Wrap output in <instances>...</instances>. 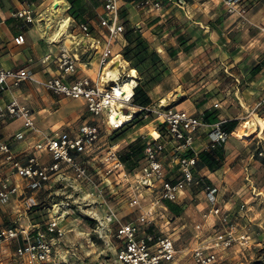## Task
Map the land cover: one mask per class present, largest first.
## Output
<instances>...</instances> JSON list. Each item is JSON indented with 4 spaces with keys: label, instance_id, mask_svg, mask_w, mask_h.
Listing matches in <instances>:
<instances>
[{
    "label": "built area",
    "instance_id": "1",
    "mask_svg": "<svg viewBox=\"0 0 264 264\" xmlns=\"http://www.w3.org/2000/svg\"><path fill=\"white\" fill-rule=\"evenodd\" d=\"M100 1L103 8L100 24L105 31L103 41L89 37L88 24L82 22L77 25L82 34L90 38L89 48L99 56L100 75L97 80L79 75V58L62 45L60 53L53 60L58 74L42 81L36 80L25 68L6 69L0 64V99L6 92L19 87L23 82L31 81L56 96L83 99L87 112L93 117L101 116L105 111L112 109V102L115 105L133 104V95L127 100L114 98L113 86L106 87L102 82L106 68L113 63V44L123 36L124 27L118 17L120 0ZM221 3L226 14L234 15L242 22L247 21L246 0H221ZM137 7L158 11L161 9V2L137 0ZM35 16L34 10L27 4L11 14L12 18L22 19L27 23H32ZM24 39V36L19 34L13 41L16 45H21ZM50 61L51 56H45L42 63ZM125 76L128 78L129 72ZM104 78L116 84V80L109 76ZM134 80L136 81V76ZM136 86L137 81L133 94ZM162 105L160 102L153 106L139 107L143 118L155 116L162 121V132L166 138L158 140V136L145 144L140 172L133 174L129 171L114 149L115 146L111 145L101 152L103 156L99 161L103 164V169L94 173L86 163L89 159H96V152L100 149L96 147L99 141L96 125L84 123L75 130H42L37 126L33 111L18 103L16 98H12L0 111V120L21 119L22 129L15 132L11 138L13 142L28 144L20 153H16L11 144L0 139V205L9 206L16 202L22 207L23 213L30 212L37 205L38 193L52 186L75 189V182L85 184L101 194L102 188L99 187L103 182H97L95 177L103 173L110 176L115 184L127 185L129 204L132 206L139 204L138 193L145 188L155 189L159 200L171 203H179L184 199L187 189L199 188L210 206V213L219 214L217 187L206 185L203 178L194 174V169L197 167L200 151L221 149L227 143L229 133L223 129V124L228 120L209 123L205 121L204 113ZM212 108L220 109L221 102L215 101ZM199 138H204L203 145H197ZM166 147H169L170 152ZM263 154L262 151L258 152L259 157ZM166 165L173 169V175L170 177ZM4 171L7 173H3ZM68 174H71L73 181H70ZM133 176L135 178H132ZM57 206L59 207L52 210L50 218L42 228L39 224H32L30 228H18L13 225L1 227L0 246L21 240L14 250V257L21 264H67L64 256L59 254L57 244L66 235L62 222L71 213L70 209H67L68 203L56 204L54 207ZM90 213L91 219L98 222L97 229L103 227L95 212ZM221 221L225 223L226 217L221 218ZM105 222L116 224L112 264H179L177 249L169 236H155L151 232L140 234L138 226L120 222L113 212L105 215ZM234 231L235 228L231 225L226 232V238L219 234L208 245L195 247L192 251V263L215 264L217 250L230 246L234 240ZM239 238L244 239V236L240 235Z\"/></svg>",
    "mask_w": 264,
    "mask_h": 264
},
{
    "label": "crops",
    "instance_id": "2",
    "mask_svg": "<svg viewBox=\"0 0 264 264\" xmlns=\"http://www.w3.org/2000/svg\"><path fill=\"white\" fill-rule=\"evenodd\" d=\"M151 1L161 2V9L138 8L137 0H120L118 5V17L124 34L129 31L139 33L147 47L146 57L149 58L151 52L156 56L157 63L151 70H162V74L166 75L162 83L149 89L150 103L147 106H152L164 93L181 89L188 94L190 90L200 91L207 85L212 91L206 94L205 102L191 99L189 95L177 107H188L190 112L194 108V112L204 113L206 122L213 123L224 119L227 122L236 121L241 117L240 111L246 107L255 108L264 102V0H246L245 22L226 14L221 0ZM50 3L51 0H0V64L6 69L25 68L36 80L42 81L58 74L53 60L64 45L79 58V75L97 80L100 75L99 56L89 48V39L102 42L105 36L100 24L103 14L101 1L82 0V4L92 5L93 12L97 14L94 19L82 20L90 26V38L79 30L77 25L82 22L70 16L72 5L68 0V7L60 16L61 19L68 17L62 28L55 17L50 20L45 18ZM26 4L36 15L32 23L11 17L15 10ZM19 34L24 36V43L16 45L13 39ZM124 34L113 44L114 59L108 68L118 66L123 71L124 63L127 64L122 56L123 50L136 45L135 42L126 41ZM45 56H51V61L43 64ZM131 70L136 71L127 69ZM12 98L32 109L37 126L42 130L63 125L69 128L61 129L74 130L86 123L84 113L87 110L83 102L56 96L31 81L6 92L0 99V111ZM215 101L221 102L220 109L212 108ZM22 127L21 119L0 120V139L11 144L16 153H20L28 144L12 141L11 137ZM198 140L197 145L204 144V138ZM256 159L264 164V160ZM204 170V167L197 166L194 174L206 175L201 174ZM1 208L6 213H12L0 205Z\"/></svg>",
    "mask_w": 264,
    "mask_h": 264
},
{
    "label": "rangeland",
    "instance_id": "3",
    "mask_svg": "<svg viewBox=\"0 0 264 264\" xmlns=\"http://www.w3.org/2000/svg\"><path fill=\"white\" fill-rule=\"evenodd\" d=\"M82 5L85 6L81 15L84 20L97 17L89 5ZM116 49L118 50V47ZM125 61L127 64L124 63L121 67L126 71L129 68L133 69L131 66L135 62L134 58L130 56L129 60L125 59ZM148 64L145 63L140 70L135 71L137 84L147 96L153 85L162 83L166 78L162 70L158 71L159 74L151 69L145 72ZM109 69L107 67L102 76V82L106 87L114 85L104 78L108 76ZM126 73L128 71L120 73L117 82L127 78ZM109 78H111L110 75ZM211 91V87L207 85L200 91L190 90L188 94L181 89L171 93L159 91L164 95L153 105L161 102L163 107L180 109L181 107L177 105L185 101L186 96L190 95L191 99L205 102L206 94ZM151 96H154V92ZM67 99L83 102L86 108L83 99ZM133 107V122L120 129L108 123L107 111L96 117L90 116L87 111L84 113L85 122L96 125L99 130V141L96 147L100 149L96 152L97 158L89 159L86 163L91 172L95 173L96 170L103 169V164L99 161L103 156L101 152L105 147L114 145L121 159L126 161L129 167L127 169L133 174H138L142 166L145 144L157 139L158 136V140L166 139L162 132L163 128L160 127L162 121L159 118L155 116L143 118L142 113H139V107L136 105ZM187 108L182 109L191 110ZM239 114L241 117L236 120V129L230 135L225 148L221 149L222 158L217 167L213 170L204 167L205 170L201 174L206 175H198L203 178L206 185H214L218 189L217 206L220 212L217 215L210 213V206L199 188L187 189L184 199L179 203L159 200L155 189L145 188L138 193L139 204L132 206L129 204L127 185H117L110 176L102 173L95 177L97 182H103L99 187V189L102 188L101 194L79 182L73 183L75 189L52 186L37 194V205L30 212L23 213L22 207L20 208L16 202L3 206L12 213H6L3 208L0 209V228L9 225L30 228L32 224H39L42 228L50 218L52 210L59 207H54L56 204L68 203L67 209H70L71 215L62 222L66 235L57 244L58 252L62 257L64 256L67 264L113 263L115 246L113 234L116 222H108L103 228L105 234L101 235L97 229L98 222L90 217V212L94 209L102 210L105 215L113 212L120 222L138 226L140 234L151 232L155 236H169L177 249L178 263L193 264L192 251L195 247L208 245L219 234L226 238V232L233 225L234 240L226 249L217 250L215 264H264V164L256 159L264 160V154L262 157L258 156V152L264 153L262 139L264 137V102L255 108L246 107ZM247 121L251 124L249 136L243 137L239 131L243 123ZM58 128L69 127L64 125L54 127V129ZM166 148L170 152L169 147ZM166 170L168 176H172L173 171L170 174L169 171L173 169L166 165ZM68 178L73 181L71 174H68ZM100 195L102 196L99 197ZM157 200H159L158 203H156ZM223 217L227 219L225 223L221 221ZM240 235H243L244 239H240ZM20 242L21 240H16L8 245L0 246V264H19L17 260L14 261L13 252Z\"/></svg>",
    "mask_w": 264,
    "mask_h": 264
},
{
    "label": "trees",
    "instance_id": "4",
    "mask_svg": "<svg viewBox=\"0 0 264 264\" xmlns=\"http://www.w3.org/2000/svg\"><path fill=\"white\" fill-rule=\"evenodd\" d=\"M68 2L72 5L69 13L70 16L76 20H79L82 22L84 20L82 18V11L85 8V6L82 5V0H68ZM92 9V5H90ZM85 21V20H84ZM124 38L129 43L135 42L136 45L134 48L129 49V47H125L123 50V58L126 60H129V57L134 58L135 62L131 66V68L140 70L141 66L145 63H149L148 67L145 69V72L149 71L153 66L156 65L157 60L154 58L156 57L154 53H149L150 57H146L147 47L144 45V43L141 40V37L139 33H133L132 31L127 32L124 34ZM159 74V72L157 73ZM150 103V100L148 96L144 93L143 89L139 87V84L134 89L133 94V105H136L138 107H146ZM212 115V114H211ZM134 119H132L131 122L125 124V126L131 124ZM206 120V118H205ZM236 121H229L223 124V129L230 134V132L234 131V128L236 127ZM123 127V126H122ZM121 127V128H122ZM162 127V124L161 126ZM120 129V128H119ZM222 158V152L221 149H215V150H202L198 154V163L197 166L201 167H209L210 169H215L220 162ZM121 159V157H120ZM125 165L126 168H129L126 164V161L124 159H121Z\"/></svg>",
    "mask_w": 264,
    "mask_h": 264
},
{
    "label": "bare ground",
    "instance_id": "5",
    "mask_svg": "<svg viewBox=\"0 0 264 264\" xmlns=\"http://www.w3.org/2000/svg\"><path fill=\"white\" fill-rule=\"evenodd\" d=\"M67 7L68 6L66 3V0H51L49 7L46 9L47 15L45 18L49 19L51 17L52 18L55 17V19L58 20L57 22H58L60 28H62L66 24L68 17L65 16V17H62V19H61L60 16L66 10ZM63 30H64V28H63ZM56 34H57V32H56ZM122 72L125 73L127 71L124 69H123V71H120L118 66L117 67L114 66V67L109 69L108 76L110 75L112 80H114V81L116 80V84L113 85L112 96L114 98H117V99L127 100L133 95V88L136 84V81L134 80L135 70L128 71L129 72L128 78H123L120 82H117V80L119 79V74ZM107 81H109V80H107ZM123 109H127V111H123ZM133 109H134V107L132 104L124 105L122 103H119V104L115 105L112 102V109L107 111L108 123L111 126L117 127V128L124 126L125 124H127L131 121L132 116L134 115V111H132ZM250 127H251V124L249 121L243 123L239 133L241 135H243V137H248ZM92 211L95 212V214L97 215V220L103 226L99 229V232L101 233V235L105 234V231L103 230V228L107 224L105 222V213L99 209H94Z\"/></svg>",
    "mask_w": 264,
    "mask_h": 264
}]
</instances>
